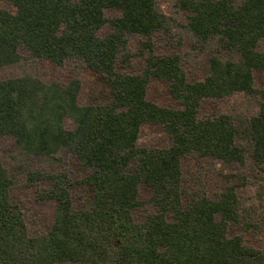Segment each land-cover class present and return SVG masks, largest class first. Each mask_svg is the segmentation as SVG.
<instances>
[{
    "label": "trees",
    "instance_id": "16d2710c",
    "mask_svg": "<svg viewBox=\"0 0 264 264\" xmlns=\"http://www.w3.org/2000/svg\"><path fill=\"white\" fill-rule=\"evenodd\" d=\"M8 1L16 11L0 8V67L20 61V46L57 64L80 59L107 77L112 99L80 104L79 79L65 85L30 75L0 80L1 132L14 136L26 153L74 152L89 169L81 183L93 192L88 205L75 209L67 172L30 173L32 181L51 182L46 195L57 200L51 229L32 235L22 210L11 201L12 179L0 160V264H264L263 251L246 245L241 235L228 236L229 222H241L236 187L229 185L217 199L202 195L184 205L181 167L190 153L245 161L246 148L237 141L231 116L201 118L199 109L208 97L257 92L254 70H264V52L258 49L264 38V0H180L191 11L193 35L240 54L238 60L212 56L209 74L192 82L179 55H156L150 46L141 74L116 71L127 33L151 36L168 26L170 17L156 0ZM110 7L122 14L110 20L112 32L100 36ZM153 77L169 82L180 108L147 98ZM261 97L260 111L248 119L246 132L252 156L264 171V90ZM66 115L76 123L72 130L65 127ZM145 123L163 124L170 146H139ZM142 182L153 187L151 200L160 211L139 224L132 210L141 203Z\"/></svg>",
    "mask_w": 264,
    "mask_h": 264
},
{
    "label": "rangeland",
    "instance_id": "374dc122",
    "mask_svg": "<svg viewBox=\"0 0 264 264\" xmlns=\"http://www.w3.org/2000/svg\"><path fill=\"white\" fill-rule=\"evenodd\" d=\"M158 9L170 17L168 26L154 32L151 36L127 33V44L116 62V71L126 74H141L147 64L149 46L156 55L177 54L189 81L203 80L210 72V58L218 55L223 59L238 60L240 54L224 48L217 40L205 42L198 39L188 27L191 11L180 6V0H156ZM236 4L242 0H233ZM0 8L16 11L8 0H0ZM122 11L110 7L105 9L107 22L99 30L100 36L112 32V18ZM148 44V45H147ZM258 49L264 52V38L260 39ZM19 62L0 67V80L30 75L45 83L68 84L73 79L81 82L79 103H107L112 99L107 77L89 68L80 59H67L62 64L46 58L34 57L24 46L19 47ZM256 93L235 92L224 97H208L202 100L199 117H216L229 114L237 125L238 143L246 148L244 162H227L213 156L190 153L182 157L183 204H190L195 197L206 195L217 199L229 185L236 187L241 222H229L228 236L241 235L246 245L264 252V171L251 152L246 132L248 119L259 113L264 90V70H254ZM147 98L161 106L180 108L182 105L170 92L169 82L153 77L147 86ZM67 129H74L76 123L71 116H64ZM137 143L147 148L168 147L172 138L165 126L160 123H145L140 128ZM0 160L12 179L11 201L22 210L29 233L32 235L48 232L54 222L57 200L47 196L52 183L47 180L32 181V172H67L72 181L71 196L75 209L88 205L92 199V188L81 183L89 169L79 163L74 152L66 148L50 156L24 152L16 143L14 136L0 130ZM153 187L140 183L138 198L140 204L132 210L136 223H144L151 214L160 211L159 205L151 200ZM167 218L172 220L168 212ZM251 223L248 228L245 223ZM61 264H84L68 262Z\"/></svg>",
    "mask_w": 264,
    "mask_h": 264
}]
</instances>
